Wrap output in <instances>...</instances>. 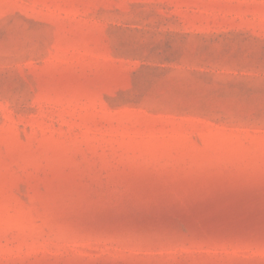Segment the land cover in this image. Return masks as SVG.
I'll return each instance as SVG.
<instances>
[{
	"label": "rangeland",
	"instance_id": "374dc122",
	"mask_svg": "<svg viewBox=\"0 0 264 264\" xmlns=\"http://www.w3.org/2000/svg\"><path fill=\"white\" fill-rule=\"evenodd\" d=\"M0 264H264V0H0Z\"/></svg>",
	"mask_w": 264,
	"mask_h": 264
}]
</instances>
